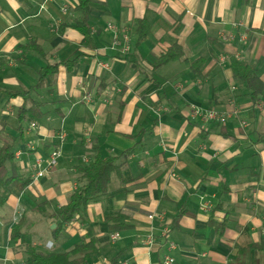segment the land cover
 I'll use <instances>...</instances> for the list:
<instances>
[{"label":"crops","instance_id":"crops-1","mask_svg":"<svg viewBox=\"0 0 264 264\" xmlns=\"http://www.w3.org/2000/svg\"><path fill=\"white\" fill-rule=\"evenodd\" d=\"M77 4L0 0V131L17 137L24 104L7 93L31 90L44 117L24 125L17 171L31 178L37 159L60 152L54 168L3 206L11 215L0 212V264H25V244L10 237L15 225L46 252L66 253L92 237L87 264H108L119 252L117 264H163L166 256L172 264H264V100L253 104L229 67L233 57L264 83V0H91L93 52L70 28ZM143 19L150 34L135 47ZM174 44L182 60L156 68ZM76 58L67 72L61 64ZM199 59L195 76L190 65ZM54 65L57 75L35 88L38 72ZM194 110L226 121L204 122ZM93 148L102 157L134 152L54 240L36 201L64 205ZM114 214L129 228L110 233L104 216Z\"/></svg>","mask_w":264,"mask_h":264},{"label":"trees","instance_id":"trees-1","mask_svg":"<svg viewBox=\"0 0 264 264\" xmlns=\"http://www.w3.org/2000/svg\"><path fill=\"white\" fill-rule=\"evenodd\" d=\"M90 2L91 0H78V4L74 9L77 17L70 28L82 38L81 47L93 52L96 48L92 37V27L89 23ZM149 34V23L144 19L138 21L135 27V47L143 44ZM39 53L41 54L40 50ZM182 58L183 52L181 48L174 44L155 60L154 66L156 68L166 66L180 61ZM77 61L78 58L70 62H63L61 65L65 67L67 72H72ZM202 64L203 61L199 59L190 65L191 71L195 76H199ZM58 67L59 65H54L41 69L38 72V83L35 88L42 87L46 80L54 78L58 73ZM229 67L232 78L242 83L253 104L264 100V83L259 79L256 70L252 66L230 57ZM30 93L31 90L24 93H7L9 98H22L24 104L18 108L16 113L18 125L15 131L17 137L12 138L0 131V207L6 204L14 190L25 191L32 183L31 178L21 176L18 173L14 154L16 142L21 141L23 138L26 121L29 118L42 119L44 117V114L40 111L41 105L29 99ZM133 152L134 148H130L117 157H102L99 151L93 148L91 159L84 167L79 168L82 185L69 195L64 205L54 206L51 200L45 198L36 201V212L49 219L51 224L55 225V228L50 230L54 240L59 238L65 225L69 224L77 215L83 214L87 206L94 199L106 193L112 174L119 172L124 164V160ZM182 214H185V210L178 213L174 218V223L178 222ZM122 219L123 217L120 214L105 215L104 222L107 225L108 231L113 233L129 228L128 225L121 222ZM215 227L216 229H223L220 225ZM18 230L19 225L13 226L10 237L12 241L21 239L25 244V264H87L88 256L93 252L94 240L92 237H89L88 242L85 239L82 240L80 244L75 245L66 253H54L34 248L26 242ZM251 248L253 246L246 249L249 250ZM120 253L116 254L108 264H117Z\"/></svg>","mask_w":264,"mask_h":264},{"label":"built area","instance_id":"built-area-1","mask_svg":"<svg viewBox=\"0 0 264 264\" xmlns=\"http://www.w3.org/2000/svg\"><path fill=\"white\" fill-rule=\"evenodd\" d=\"M119 43L115 41L113 43V47H118ZM101 68L106 69V65H99ZM193 117H199L201 118L204 122H218L220 124H223L226 119L219 113L215 111H206V112H200L198 110L193 111ZM33 126V124H32ZM15 157L17 158L20 155L19 151H15ZM60 158V152L59 150L55 149L53 150L47 157L44 159H37L32 167V175L31 178L33 180H37L39 178H42L50 169L54 168L57 163L58 159ZM151 219L152 216H149ZM118 238V234H112L110 236V240L114 241ZM170 250L175 249V245L172 243H169L168 245ZM173 259L170 256H166L164 258L163 264H172Z\"/></svg>","mask_w":264,"mask_h":264},{"label":"rangeland","instance_id":"rangeland-1","mask_svg":"<svg viewBox=\"0 0 264 264\" xmlns=\"http://www.w3.org/2000/svg\"><path fill=\"white\" fill-rule=\"evenodd\" d=\"M26 123H27V121H26ZM2 211H4L6 214H8V218L10 217L9 215H11V213H9L8 209H6L5 207H2V208L0 207V212H2ZM1 232H3V234H4L5 232H7V229L6 228H2ZM16 264H20V263H16Z\"/></svg>","mask_w":264,"mask_h":264},{"label":"water","instance_id":"water-1","mask_svg":"<svg viewBox=\"0 0 264 264\" xmlns=\"http://www.w3.org/2000/svg\"><path fill=\"white\" fill-rule=\"evenodd\" d=\"M53 228H55V225L54 224L51 226V229H53Z\"/></svg>","mask_w":264,"mask_h":264}]
</instances>
